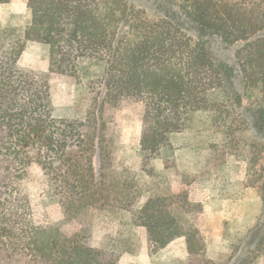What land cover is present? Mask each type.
Segmentation results:
<instances>
[{
  "label": "trees",
  "instance_id": "trees-1",
  "mask_svg": "<svg viewBox=\"0 0 264 264\" xmlns=\"http://www.w3.org/2000/svg\"><path fill=\"white\" fill-rule=\"evenodd\" d=\"M168 1L202 35L236 47L245 96L252 85L264 96V0ZM25 2L32 13L25 41L48 46L50 71L75 79L81 105L56 117L47 81L18 65L25 42L0 44V264H118L90 248L82 231L67 229L93 207L131 213L157 249L185 236L195 252L197 233L182 232L166 198L135 210L141 191L130 175L112 171L105 111L125 101L145 105V166L195 113L224 117L220 93L231 69L214 60L202 38L194 41L172 20H152L125 0ZM242 97L233 96L236 106ZM249 113L264 124L263 107ZM33 167L44 173L64 224H35L23 186Z\"/></svg>",
  "mask_w": 264,
  "mask_h": 264
},
{
  "label": "rangeland",
  "instance_id": "rangeland-1",
  "mask_svg": "<svg viewBox=\"0 0 264 264\" xmlns=\"http://www.w3.org/2000/svg\"><path fill=\"white\" fill-rule=\"evenodd\" d=\"M125 1L152 20H172L194 41L202 38L214 60L227 65L233 75L220 93L228 104L224 117L217 119L210 111L195 113L184 130L169 136V147L151 155L145 166L141 150L145 105L125 101L105 111L112 171L130 175L136 191H141L135 210L149 198L164 197L182 232H196L199 242L192 254L185 236L157 249L131 213L98 207L68 223L67 229L82 231L90 248L111 255L118 264H264V124L253 121L249 113L254 107L264 108L261 88L252 85V94L245 96L236 47L202 35L168 0ZM31 21L25 0L1 4L0 44L25 42L19 67L47 81L56 117L71 115L81 105V89L72 77L50 71L47 45L25 41ZM236 94L243 96L242 107L234 103ZM23 186L36 225L64 224L40 168H32Z\"/></svg>",
  "mask_w": 264,
  "mask_h": 264
}]
</instances>
